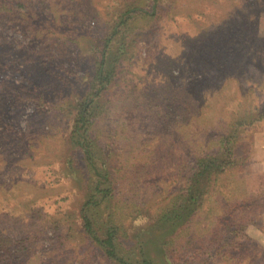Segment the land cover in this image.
<instances>
[{
  "label": "rangeland",
  "instance_id": "obj_1",
  "mask_svg": "<svg viewBox=\"0 0 264 264\" xmlns=\"http://www.w3.org/2000/svg\"><path fill=\"white\" fill-rule=\"evenodd\" d=\"M125 19L91 127L111 188L96 234L154 264H264V0H0L1 264H117L82 229L71 135ZM233 127L234 164L162 222Z\"/></svg>",
  "mask_w": 264,
  "mask_h": 264
},
{
  "label": "trees",
  "instance_id": "obj_2",
  "mask_svg": "<svg viewBox=\"0 0 264 264\" xmlns=\"http://www.w3.org/2000/svg\"><path fill=\"white\" fill-rule=\"evenodd\" d=\"M155 4V0H153ZM126 23V19L122 22L121 26H115L111 36L105 42L104 51L101 53L100 59L97 62L96 71L92 77V86L90 92L86 98L79 105V109L74 117V124L72 130V144L78 147L81 151L87 168L89 169L90 180H91V193H89L85 202L83 203L79 212L82 229L84 234L91 238V240L100 246L104 251L105 255L114 260L117 264H154L151 260L142 256L139 259H133V257H126L127 253L121 251V244L118 241V232L114 226L99 236L96 234V225L93 221V212L96 208L99 209L103 201H107L111 198L109 182L106 178V171L101 166L98 154L97 146L91 137L92 124L96 122L95 109L98 108L95 105V101L101 97V93L111 84V76L115 72V68L112 62L109 61L108 53L111 48L108 45L111 41L115 44H120L118 35L120 34V27ZM264 116V113L262 114ZM261 114L256 115V120L262 118ZM249 115H244L240 120L241 125L251 124L254 118H249ZM252 119V121H251ZM236 129L233 127L228 130L226 135L222 137L220 147L213 153H206L203 157L196 159L194 165V173L189 176L186 180L188 181L187 193L180 196L177 204H174L166 213L161 217L162 222H174L176 226L179 218L181 217L179 210L185 204V201L196 202V198L193 197L196 192H205L204 186L211 182L212 177L217 172H222L226 168L231 167L234 164V138L236 137ZM231 145V146H230ZM178 226V224H177ZM0 260V264H1ZM4 262V261H3ZM4 264H6L4 262ZM8 264V263H7Z\"/></svg>",
  "mask_w": 264,
  "mask_h": 264
}]
</instances>
